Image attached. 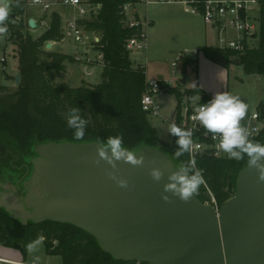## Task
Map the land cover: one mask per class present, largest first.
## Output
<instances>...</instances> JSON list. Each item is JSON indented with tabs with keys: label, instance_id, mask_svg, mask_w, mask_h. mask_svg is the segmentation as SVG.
<instances>
[{
	"label": "trees",
	"instance_id": "obj_1",
	"mask_svg": "<svg viewBox=\"0 0 264 264\" xmlns=\"http://www.w3.org/2000/svg\"><path fill=\"white\" fill-rule=\"evenodd\" d=\"M89 1L101 4V8L90 19H80L78 22L84 25L86 31L101 35L98 44L105 61L102 82L93 86L69 87L54 85L52 71L64 70V62L74 61L73 56L43 49L47 41H62L65 37L60 13H51L49 27L35 39L23 19L27 13L26 6L20 0L19 6H16L14 0L10 23L16 16H22L11 37L18 48L21 80L14 91L0 93V179L10 177L17 181L28 177L32 170L30 158L36 156L35 145L48 141L88 142L119 134L129 149H140L144 145L158 146L169 153L177 165L190 159L188 153L179 160L174 158L177 138L171 135L170 143L164 141L152 125L149 113L142 107L146 69L134 64L131 51L126 46L138 28L127 24V15L123 12L125 4H135L140 0ZM258 1V45L248 47L243 53L206 45L201 49L206 58L227 69L238 58L246 74L264 76V0ZM43 53L51 60L41 59ZM198 63V57L183 58V75H187L189 67L195 69L194 87L183 90L181 81L180 86L163 85L164 91L177 97L173 123L185 129L188 128L181 124L185 99L192 103L199 94L201 99L197 104H205L212 99L199 86ZM0 88H6V85ZM70 107H79L82 117L89 121L83 141H75L74 130L67 126L63 113L67 114ZM257 109L264 118V100ZM198 134L201 140L213 143L211 138ZM250 138L264 144V128ZM194 158L204 177L196 196L203 202L220 207L235 194L237 177L247 165V157L236 161L208 151ZM37 240L44 241L47 254L60 255L64 264L131 263L115 259L100 247L94 236L73 224L47 220L42 223L29 221L24 225L0 207V244L17 248L26 255L27 246Z\"/></svg>",
	"mask_w": 264,
	"mask_h": 264
},
{
	"label": "water",
	"instance_id": "obj_2",
	"mask_svg": "<svg viewBox=\"0 0 264 264\" xmlns=\"http://www.w3.org/2000/svg\"><path fill=\"white\" fill-rule=\"evenodd\" d=\"M28 22L37 26L33 17ZM15 81L20 83V74ZM181 83H186V75ZM96 143L36 144L25 194L14 179L2 177L0 207L24 225L51 220L80 227L117 260L264 264V182L259 181L257 169L247 164L239 172L235 194L220 207L196 195L185 203L163 193L167 176L179 167L165 150L142 146L143 166L117 162V175L128 181V187L122 188L108 177L111 168L106 162L94 163ZM153 167L164 171L160 182L149 175ZM162 194L170 201H164Z\"/></svg>",
	"mask_w": 264,
	"mask_h": 264
},
{
	"label": "rangeland",
	"instance_id": "obj_3",
	"mask_svg": "<svg viewBox=\"0 0 264 264\" xmlns=\"http://www.w3.org/2000/svg\"><path fill=\"white\" fill-rule=\"evenodd\" d=\"M151 1V0H150ZM14 0H9L11 4V14L12 5ZM138 9L142 15H146L147 18L154 20L153 25L149 27V49L147 51L148 57L150 59L148 64V73L150 76H157L160 72H165L170 74L172 77H176L180 74L183 62L179 61V65L175 67L178 71L177 75H172V61L177 59L182 51L186 49L193 50L197 48L200 40L202 31L204 30L205 21L199 15L191 14L185 10V5L182 2H150L147 0H140L138 2ZM37 10H41L39 6L29 5L27 7L28 16H36L40 21V26L34 29H29L31 34L35 39L40 37L48 28L45 24L41 23L43 17H48L52 12L57 11L60 13L62 18V27L66 29L67 21L77 17L78 13L73 8H67L62 6H56L52 12L39 13L37 15ZM259 9H254L252 11L253 18H259ZM21 19L22 16H19ZM25 24L27 23V18L24 16ZM14 23H9L8 27L13 28ZM235 31V29H232ZM86 40L92 42L96 45L95 39L101 38V35L96 32L87 31L85 33ZM13 36V35H12ZM10 35V38L12 37ZM7 37L0 38V60L2 57L7 58L6 63L0 62V86L6 85V88H0V93L12 92L19 84L15 81V75L20 74L19 72V58H18V48L15 44L10 41L11 39ZM54 40H49L44 45V50H52L56 52L65 53L72 55L74 58L76 42L73 40L72 36L66 34L64 41L56 43L54 46L47 47V43H53ZM213 42H218L213 39ZM253 46H257L259 40L256 38L252 41ZM96 51L91 53L92 61L87 63L83 60L65 61V69L61 71L53 70L52 82L54 85H66L69 87H80V86H93L102 82V71L103 66L99 65V56L97 51L98 46L95 48ZM200 56V55H198ZM197 56V57H198ZM192 57V56H191ZM196 57V56H194ZM193 57V58H194ZM144 55L140 52H131V59L134 64L140 63L144 60ZM41 59L50 61L51 58L43 53L41 54ZM87 64L88 67H86ZM219 66L216 63L208 62L203 60L200 66L199 76L212 88L224 89L229 86L231 94L239 96L245 103L248 104V113L246 116L245 123L248 128L254 123V121L249 119L254 111H256V102L264 97V80H260L257 83L255 76H250L246 74L243 65L240 64V60H235L230 64L229 68ZM146 69V68H145ZM226 69V70H225ZM194 67L188 68V83L187 87H192L196 84V74L194 72ZM190 71V72H189ZM183 75V74H182ZM245 79V83L242 84L240 77ZM229 77V84H228ZM21 80V76H20ZM180 81L175 86H180ZM183 89V87H182ZM184 90V89H183ZM197 96H195L196 98ZM160 102L162 103L161 115L149 116L151 123L157 129L159 134L163 137V140L167 143L172 141L171 135L168 134L163 127L167 124L173 123L176 114V104L177 97L174 93L163 91L158 96ZM194 98V99H195ZM193 99L192 102H195ZM201 99V98H200ZM198 103V102H197ZM259 107V106H258ZM66 118V113H63ZM220 155L227 156L222 150ZM211 203V202H210ZM37 248L30 252L27 257L28 261L33 262V257L38 256L40 258V263L48 264H64L63 259L60 255H49L46 252V246L43 240H39ZM35 242V241H34ZM0 255H7L6 251L2 248L0 244Z\"/></svg>",
	"mask_w": 264,
	"mask_h": 264
},
{
	"label": "clouds",
	"instance_id": "obj_4",
	"mask_svg": "<svg viewBox=\"0 0 264 264\" xmlns=\"http://www.w3.org/2000/svg\"><path fill=\"white\" fill-rule=\"evenodd\" d=\"M19 6V0H16ZM11 4L9 0H0V38L9 35L8 24L10 20ZM248 104L239 96L228 91L217 92L214 97L205 104H200L194 110L193 119L198 121L206 130L213 135V139H219V147L229 159L236 161L247 157V164L258 171V179L264 182V144L250 138L251 133L245 121L248 113ZM66 123L73 129L75 141H83L89 121L82 117L79 107H70L66 114ZM163 129L170 135L176 137L177 148L174 158L179 160L186 153L191 154L193 145V131L169 123ZM97 158L94 163L99 165L101 160L106 162L111 171H107L108 177L115 181L118 187H128V181L117 175V162L122 161L133 167L143 166L145 157L141 149H129L124 144L122 135L108 136L106 139L98 140L96 143ZM149 175L154 181L160 182L164 179V171L153 167ZM204 183L202 171L197 167V161L190 156L187 161H181L179 167L174 168L167 176V182L163 185V193H170L187 203L194 197L200 186ZM162 199L170 201L169 195H163ZM39 240L30 243L27 247L30 252L34 251ZM33 264H40L38 256L33 257Z\"/></svg>",
	"mask_w": 264,
	"mask_h": 264
},
{
	"label": "built area",
	"instance_id": "obj_5",
	"mask_svg": "<svg viewBox=\"0 0 264 264\" xmlns=\"http://www.w3.org/2000/svg\"><path fill=\"white\" fill-rule=\"evenodd\" d=\"M26 9L29 5L39 6L42 13L52 12L56 6H62L67 8H73L77 11L78 16L67 21L66 29H64V35H71L73 40L77 43L74 53V58L76 60H83L87 63L92 61L91 53L96 51V47L99 48L100 39L96 37L95 43L88 42L86 40L84 25L79 24L80 19H90L95 15L101 8V4L91 3L89 0H20ZM161 2H182L185 5V10L194 15H199L203 18L205 23L215 26L220 33H225L228 29H235L241 36L239 38H224L222 40L223 44L220 46L224 49H232L238 53H243L248 47H251L253 40L256 39V34L259 31V21L258 18L252 17V11L254 9H259L258 0H159ZM132 3L125 4L123 7V12L127 15V24L131 27H137L138 32L127 41V49L131 52L137 51L143 53L148 47V32L145 29L144 23L138 17H130L129 11ZM19 16L15 17L13 21L14 27L9 28V35L7 38L12 36L14 31L17 29V25L20 22ZM26 26L29 29H34L30 27L28 19L26 20ZM37 26H40V21L36 22ZM42 24L49 27V16L41 20ZM35 27V28H36ZM64 37V38H65ZM11 39V38H10ZM11 41V40H10ZM99 65H105L104 55L100 49ZM202 51L200 49H186L177 57V59L172 61V75H177L178 71L175 67L179 65V61L182 63L184 57L198 56L201 55ZM1 63H6L7 58L4 56L0 60ZM141 66L145 67L140 61ZM87 64L86 67H88ZM163 85H169V82L162 78H147L146 89L142 96V107L145 111L149 113L150 116L161 115L162 103L160 102L158 96L164 91ZM200 104L188 103L185 99L183 106V120L181 122L182 126L191 129L193 131V145L191 157H196L201 153H206L211 151L217 156H220L221 148L219 147V139H213V135L206 132L204 127L196 120L193 119L194 110ZM254 121L250 125L251 136L257 135L264 128V118H262L258 109L254 111L250 118ZM175 120V119H174ZM203 134L205 137L211 138L213 143H210L199 138V134ZM0 262L3 264H15L13 261L6 259L0 255ZM128 264H146L140 262H131Z\"/></svg>",
	"mask_w": 264,
	"mask_h": 264
},
{
	"label": "crops",
	"instance_id": "obj_6",
	"mask_svg": "<svg viewBox=\"0 0 264 264\" xmlns=\"http://www.w3.org/2000/svg\"><path fill=\"white\" fill-rule=\"evenodd\" d=\"M152 2H155V3H158V2H161L159 0H151ZM150 0H147V3H150L151 2ZM138 4L139 3H135V4H132V6L130 7V11H129V15L130 17H138L145 25V29L147 30L148 32V47L147 49L141 53L144 55V60H142L141 62L144 64L145 68H146V75H147V78H162V79H165L169 82L170 86H175L178 81H181V78H182V70H181V65H180V74L176 77H172L170 74H167L165 72H160L158 73L157 76H150L149 73H148V64H149V57H148V49H149V43H150V39H149V27L151 25H153L154 23V20H151L149 18H147L146 15H142L140 12H139V9H138ZM37 15L39 13H41L42 11L41 10H37ZM25 17L29 20L30 17H33L34 19H36V22H38V18L34 15V16H28V12L26 13ZM41 18H44L43 16ZM204 30L202 31V35H201V40L197 46V49H202L204 46L208 45V46H221L223 44L222 40L224 38H239L241 35L235 30V31H232V29H228L225 33H220V31L213 25H210V24H207L205 23V26H204ZM66 38V37H65ZM64 38V39H65ZM64 39L62 41H64ZM213 39L217 40L218 42H213ZM61 41H55L52 43V46H54L56 43H59ZM195 49V48H194ZM183 52V51H182ZM131 56V55H130ZM194 57V56H192ZM197 57V56H196ZM198 59H199V63H198V66H199V72H200V66H201V62L203 60H206L208 62H212L215 64V62L211 61L210 59L206 58L203 54H201L200 56H198ZM139 64V63H138ZM217 65L219 66H222L224 67L223 65H220L218 63H216ZM190 68V67H189ZM226 68V67H225ZM227 69V68H226ZM225 69V70H226ZM229 70L231 69L228 68ZM190 72V71H189ZM189 74V73H188ZM251 77L252 76H255L256 77V80H257V83H259L260 80H264V76L262 74H249ZM237 77H240V76H237ZM242 80H240L242 82V84L245 83V79L243 77H240ZM188 83V75H186V83H182L183 84V89H186V88H192V87H187ZM198 83H199V86L208 94L211 96V98L214 97V95L217 93V92H223V91H228L231 93L230 91V88L229 86H227L226 88L224 89H219V87L217 88H212L210 85H208L205 81L202 80V78H200L199 74H198ZM228 84H229V77H228ZM201 98V94L197 95V97L194 99L195 102H192V103H197ZM264 100V97L260 100H258V102H256V110L258 108V106L260 105V103H262V101ZM177 105V104H176ZM176 116V114H175ZM251 115H249L248 117L250 118ZM153 125V124H152ZM159 133V132H158ZM161 136V135H160ZM162 137V136H161ZM163 139V137H162ZM1 246V245H0ZM2 248L6 251L7 255H1L2 257L6 258V259H9L11 261H13L15 264H33V262L31 261H28L27 260V257L29 256V251H27V254L24 255L19 249L17 248H12V247H7V246H2ZM40 264H48L47 263H40Z\"/></svg>",
	"mask_w": 264,
	"mask_h": 264
},
{
	"label": "flooded vegetation",
	"instance_id": "obj_7",
	"mask_svg": "<svg viewBox=\"0 0 264 264\" xmlns=\"http://www.w3.org/2000/svg\"><path fill=\"white\" fill-rule=\"evenodd\" d=\"M28 177H25V178H23V179H21V180H17V181H15V183L17 184V187H18V189L20 190V192H22V193H24L25 194V192H26V189H25V185H24V183H25V181H26V179H27Z\"/></svg>",
	"mask_w": 264,
	"mask_h": 264
}]
</instances>
